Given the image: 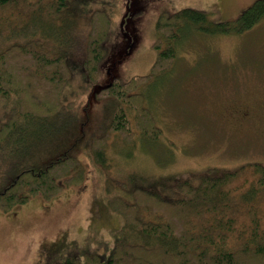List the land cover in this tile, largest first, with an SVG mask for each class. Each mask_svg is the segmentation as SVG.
<instances>
[{
  "label": "rangeland",
  "instance_id": "374dc122",
  "mask_svg": "<svg viewBox=\"0 0 264 264\" xmlns=\"http://www.w3.org/2000/svg\"><path fill=\"white\" fill-rule=\"evenodd\" d=\"M254 1L67 0L58 17L34 10L23 28L21 19L18 29H0V52L42 39V46L64 53L70 71L59 93L62 110L56 121L40 127L21 124L12 142L0 150L1 184L11 183L8 166L30 157L28 164L42 165L76 140L74 155L84 169L81 183L63 184L49 199L34 195L0 210V264H64L70 256L81 264H102L118 242H140L134 237L137 231L123 229V219L107 204L114 197L132 201L134 182L175 197L167 185L174 179L209 169L264 165V21L245 32L217 35L183 27L171 72L139 90L159 138L154 142L136 133L130 141L112 134L104 167L91 161L87 148L91 139L106 132L114 107L113 99L96 98V93L113 78L127 81L149 73L162 11L191 8L207 13L214 23H235ZM101 10L109 18L107 55L90 77L85 44L90 17ZM33 95L40 98L37 92ZM14 104L13 97L0 96V127L16 109ZM123 183L132 189L128 192Z\"/></svg>",
  "mask_w": 264,
  "mask_h": 264
},
{
  "label": "trees",
  "instance_id": "16d2710c",
  "mask_svg": "<svg viewBox=\"0 0 264 264\" xmlns=\"http://www.w3.org/2000/svg\"><path fill=\"white\" fill-rule=\"evenodd\" d=\"M66 4L67 0H0V29L23 28L34 10L47 18L58 17ZM21 19L25 22L19 25ZM262 21L264 0L254 1L235 23H214L207 13L191 8L174 13L162 11L155 24L157 38L152 49L156 58L149 73L127 81L113 78L96 93V98L113 99L114 107L106 132L88 144L91 161L106 166L112 134L130 141L136 133L154 142L159 138L161 132L139 90L158 75L171 72L183 27L217 35L245 32ZM108 38L109 18L104 11H95L90 17L85 44L90 77L97 73L107 55ZM40 41L13 44L0 52V96L16 101V109L0 127V150L13 139L21 124L47 125L55 122L62 110L59 93L70 71L64 53L46 48ZM34 92L40 98L34 97ZM78 142L42 165L28 164L30 157L8 166L7 176L12 180L5 185L0 182V210L8 211L34 195L49 199L63 184L81 183L84 169L74 155ZM139 185H132L136 187L131 193L132 201L114 197L107 204L123 219V229L137 231L139 235L134 237L140 242H118L102 264H264L263 164H247L234 170L209 169L183 180L174 179L167 185L176 193L175 197ZM121 186L128 190L125 183ZM91 257L93 262L99 261L97 256ZM64 264L81 262L70 256Z\"/></svg>",
  "mask_w": 264,
  "mask_h": 264
}]
</instances>
